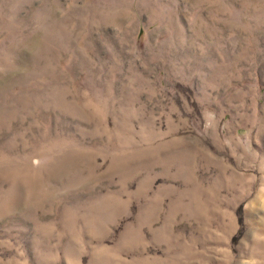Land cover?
<instances>
[{"label": "rangeland", "instance_id": "1", "mask_svg": "<svg viewBox=\"0 0 264 264\" xmlns=\"http://www.w3.org/2000/svg\"><path fill=\"white\" fill-rule=\"evenodd\" d=\"M0 264H264V0H0Z\"/></svg>", "mask_w": 264, "mask_h": 264}]
</instances>
